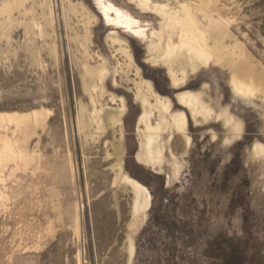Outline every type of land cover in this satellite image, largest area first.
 I'll list each match as a JSON object with an SVG mask.
<instances>
[{
    "label": "rangeland",
    "instance_id": "obj_1",
    "mask_svg": "<svg viewBox=\"0 0 264 264\" xmlns=\"http://www.w3.org/2000/svg\"><path fill=\"white\" fill-rule=\"evenodd\" d=\"M160 5H190L222 58L204 40L201 56L170 50L181 25ZM229 55L264 69V0H0V264H264V96L235 87ZM158 97L188 122L189 143L176 129L154 141L173 133L171 182L170 162L139 160ZM122 174L152 194L136 225Z\"/></svg>",
    "mask_w": 264,
    "mask_h": 264
},
{
    "label": "bare ground",
    "instance_id": "obj_2",
    "mask_svg": "<svg viewBox=\"0 0 264 264\" xmlns=\"http://www.w3.org/2000/svg\"><path fill=\"white\" fill-rule=\"evenodd\" d=\"M160 8H164L166 13L171 15V18L177 21L181 28L178 32L179 37L177 43L169 42L168 47L170 50H174L176 44H185L188 47V50L195 54L196 56H201L204 52H207L204 49L203 44L206 41L209 46L210 53L208 52V56L214 57L215 59H221L223 52L218 47L211 45L207 41V36L201 30H198L197 22L193 17V12L190 9V5H184L183 16L179 13H172L165 8L164 5H160ZM37 25V24H36ZM173 26V23H171ZM195 27V28H194ZM40 30L43 32L42 24L40 25ZM200 31V33H199ZM204 40V41H203ZM169 50L165 51L168 52ZM229 54V53H227ZM246 56V55H245ZM232 55H229L226 59L230 62H233L234 71H233V82L237 89L243 91L245 94H256L262 93L264 96V69H256L252 66V62L248 60L246 57H241L239 60H235L234 58L231 59ZM240 65H236V64ZM105 68H102L99 76L102 80L104 76ZM185 70L180 67L179 69H172V74L174 77V81L180 82L185 78ZM187 104H189L192 108V112L195 116L203 115L204 118H209L213 116V108L209 106L206 102L200 99L199 94L194 93H186L185 95H181ZM161 104L160 107V119L157 121L156 125L154 124V131H149V120H148V113L144 114L141 120L145 123V136L142 139V153L139 154V160L142 161L144 164H149L158 168V170H164V165L167 162H170L172 166V172H168L169 181L171 182L174 178H177L180 169L182 168V161L179 159L178 156L174 153V151L168 146L169 142L172 139V132L165 136L164 140L161 141L156 149H152L151 146L155 140H157L158 136L161 135L160 133L166 130L176 129L185 135L186 143H189L190 136L188 134V122L187 116L183 111L179 112H169L170 107L166 100L162 97H158L157 99ZM155 107V106H154ZM153 107V109H154ZM36 115H40V112H36ZM221 115V114H219ZM225 122L232 121V127L234 129H240L241 123L239 120L235 119L232 115L228 114L227 112L224 113ZM9 119H17L20 121L19 123L23 122L26 116H18V115H9L7 117ZM3 117H0V122H3ZM215 135V134H213ZM170 148V152L172 153V160L171 158H167V149ZM253 156H264V144L262 142H258L254 150L252 151ZM125 182H128L134 189L136 194L135 203H134V214L136 215V221L134 225L138 224V222H142L144 216L147 215L148 210L152 206V194L148 187L143 185L141 182L131 179L128 175L122 174L120 176ZM141 197V198H140ZM139 213H141V218H139ZM145 220V219H144ZM130 254L131 257L134 253V244L131 239L130 243ZM132 262V260L130 259ZM130 262V264H132Z\"/></svg>",
    "mask_w": 264,
    "mask_h": 264
},
{
    "label": "crops",
    "instance_id": "obj_3",
    "mask_svg": "<svg viewBox=\"0 0 264 264\" xmlns=\"http://www.w3.org/2000/svg\"><path fill=\"white\" fill-rule=\"evenodd\" d=\"M156 123H157V122H156ZM155 125H156V124H155ZM166 131H167V130H166ZM163 132H164V131H163ZM163 132H161V133H163ZM168 134H169V133H168ZM168 134H167V135H168ZM172 134H173V133H172ZM136 135H137V123H136ZM159 136H160V135H159ZM159 136H158V137H159ZM164 138H165V137H164ZM172 138H173V136H172ZM137 139H138V146H137V149H139V148H140V145H139V137H138V135H137ZM157 140H158V138H157ZM157 140H155V141H157ZM163 140H164V139H163ZM163 140H161V141H163ZM161 141H160V142H161ZM160 142L156 143L155 146H154V143H153L152 146H151V148H152V149H156V148L158 147V145H159ZM171 142H172V139H171V141L169 142L168 146H170V148L172 149ZM141 145H142V144H141ZM170 148L167 147L166 149H170ZM142 149H143V148H142ZM184 149H185V148H184ZM141 162H142V161H141Z\"/></svg>",
    "mask_w": 264,
    "mask_h": 264
}]
</instances>
